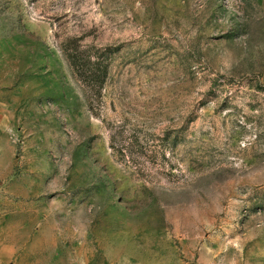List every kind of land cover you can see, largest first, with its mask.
Here are the masks:
<instances>
[{
    "label": "rangeland",
    "instance_id": "1",
    "mask_svg": "<svg viewBox=\"0 0 264 264\" xmlns=\"http://www.w3.org/2000/svg\"><path fill=\"white\" fill-rule=\"evenodd\" d=\"M0 264H264V0H0Z\"/></svg>",
    "mask_w": 264,
    "mask_h": 264
}]
</instances>
